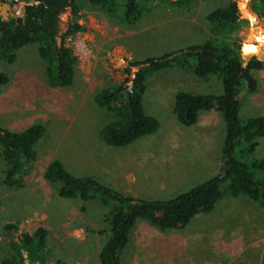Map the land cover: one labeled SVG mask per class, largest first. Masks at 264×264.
I'll list each match as a JSON object with an SVG mask.
<instances>
[{
	"label": "rangeland",
	"instance_id": "374dc122",
	"mask_svg": "<svg viewBox=\"0 0 264 264\" xmlns=\"http://www.w3.org/2000/svg\"><path fill=\"white\" fill-rule=\"evenodd\" d=\"M229 1L200 0L188 5L182 0V6L170 10L173 14L168 26L172 29L168 27L165 31L167 41L160 38L158 29L149 27L162 21L155 14L157 9L146 12L138 23L128 26L96 8L85 6L78 21L81 31L72 40L67 39L78 57L74 82L67 88L51 87L47 82L46 63L34 45L19 49L11 64L0 61V70L9 77L8 83L0 90V126L11 132H22L34 124L45 128V135L36 147L37 160L27 185L22 189H9L0 184V262L12 254L11 242L18 243L23 233L33 234L37 229H43L47 231L45 264H99L98 255L106 237L97 232L106 229L104 217L114 203L89 202L83 212L78 202L58 198L54 186L43 176L45 168L53 160L61 161L74 175L92 176L106 187L143 200L173 198L217 175L219 163L222 170L226 130L221 115L210 120L202 118L199 126L187 127L185 134L178 136L181 153L176 161L172 165L160 162L163 155L170 158L168 149L170 153L172 131L177 126L172 114L174 101L170 87L181 91L193 90L197 92L193 94L198 95H220L222 83L215 76L198 85H187L181 78L188 76L175 70L179 69L175 66L173 70L153 72L146 77L145 83L150 84V90L144 97L143 107L146 114L158 121L159 128L124 147L109 148L99 139V130L111 121L112 115L97 106L95 96L102 89L119 82L128 85L138 69L133 67L129 76L123 73L131 62L158 58L168 51L178 52L187 42L203 36L198 27L179 22L175 13L182 11L189 18L194 10L200 8L199 22L207 23L211 29L215 23L208 21L207 15L224 8ZM245 6L247 14L254 15L255 19L252 22L245 18V25L235 35L240 42L241 61L245 66L251 58H244L241 51L244 45L259 46L255 58L264 63V42L256 40L259 30L264 37V20L252 10V0H247ZM0 16L4 20L10 16L6 7L1 5ZM70 20L68 10L60 18L62 32L67 30ZM55 69L52 70L53 75ZM256 75L257 80H262L258 82L256 91L242 89L239 111L242 122L264 117V77L258 72ZM207 135L209 140L203 141ZM148 151H152L150 156ZM132 154L140 156L132 161ZM125 158H129L127 162ZM251 158L264 159V137L258 140ZM120 161L124 164L119 165ZM201 163L202 168L199 166ZM133 174L136 177L134 181ZM1 180L0 173V183ZM217 207L222 211L216 209L212 214H200L186 226L188 232L197 233L204 248L194 244V249L188 251L185 259L204 264H262L264 210L244 196L224 197ZM223 210L229 231L217 238L212 228L222 221ZM9 224L17 229L6 230L5 226ZM142 227L138 226L132 232L123 264H158L156 253L159 252L156 249L160 237L148 234L139 242V232L144 230ZM216 252L220 256L225 255L226 260L223 261L224 257L218 259Z\"/></svg>",
	"mask_w": 264,
	"mask_h": 264
},
{
	"label": "trees",
	"instance_id": "16d2710c",
	"mask_svg": "<svg viewBox=\"0 0 264 264\" xmlns=\"http://www.w3.org/2000/svg\"><path fill=\"white\" fill-rule=\"evenodd\" d=\"M200 0H183L186 4ZM151 2L152 5H151ZM182 0H0L10 14L7 20L0 16V61L11 64L16 52L29 45L37 48L46 63L47 80L51 87L67 88L74 82L78 60L67 39L81 31L78 21L85 6L98 9L107 17L128 26L138 22L153 7H178ZM151 6V8L149 7ZM246 9V6L244 7ZM70 10L71 20L67 30L61 31L60 18ZM252 10L264 20V0H252ZM254 22V15H251ZM208 21L211 37L200 45L178 52L166 53L158 58L133 61L122 72L131 75L138 68L132 85L116 84L102 89L95 96L101 109L112 119L99 130L101 141L111 147H124L151 135L159 128L158 121L146 114L142 97L145 79L153 72L175 66L189 68L195 77L205 79L215 76L221 80L220 95H198L179 92L175 96L173 113L183 127L193 126L201 111H217L225 123L222 148V170L186 192L167 200H143L104 186L92 176H77L69 172L59 160L51 161L44 170V179L56 195L64 200L76 201L85 211L89 202L103 205L113 202V208L104 221L105 230L97 233L106 237L101 248L99 264H122V254L130 241L135 224L142 220L159 231L185 228L199 214L210 213L224 197L244 196L258 203L264 210V159L251 158L264 137V117L239 119L243 92H255L257 72L264 64L255 57L245 66L240 58V42L234 37L246 20L241 18L236 0H230L224 8L211 12ZM221 31L220 33H217ZM259 30L256 38L264 42ZM248 50L253 47L248 46ZM264 56V54H263ZM55 69V75L52 70ZM9 81L0 70V90ZM45 135V128L34 124L22 132H11L0 126L1 185L9 189H22L30 179L37 160L36 147ZM245 157L249 158L247 161ZM6 230H16L6 225ZM47 231L37 229L33 234L23 233L18 243H10L12 254L0 264H45ZM264 264V259L262 261Z\"/></svg>",
	"mask_w": 264,
	"mask_h": 264
},
{
	"label": "crops",
	"instance_id": "0c3cea01",
	"mask_svg": "<svg viewBox=\"0 0 264 264\" xmlns=\"http://www.w3.org/2000/svg\"><path fill=\"white\" fill-rule=\"evenodd\" d=\"M197 2L198 1L193 2V4H196ZM152 3L153 2H151V5H152ZM149 7L151 8V6H149ZM152 9H157V12L158 13H155V14H158L159 15V18L158 19L159 20H162V21L161 22H157V23H152L149 27L158 29V33L160 35V38H162L164 41H167L168 40L166 38L167 33L165 31H166V29L168 27H169L170 30L172 29V27L168 26V24H171L170 23L171 22V14H173L170 11L171 8L164 7V6H160V7H153ZM151 10L149 12H151ZM208 15H207V17H208ZM199 16H200V8H198V10H194L193 13H192V15H191V17H189V18H187L186 16H184V13H182V11L175 13V17H177V20L179 22H188V23H191L193 25V27L194 26L198 27V31H201L203 33V36L197 37L193 41L187 42L185 44V46L183 47V50L188 49L189 47L194 46V45H200V44L204 43L206 40H208L212 36L211 35L210 28H208L209 25L207 23L203 22V21L202 22H199V21H201V20H199ZM138 22H136V23H138ZM157 38H159V36H157ZM167 53H172V52H169L168 51ZM174 68L175 67H172V68L165 69V70H161V71L162 72H167L169 70H173ZM176 68H179V69H175V70H179V73H184V74H186L188 76L187 78L186 77L181 78L182 81L187 82V85H188V83H191L193 85H198V84H200L199 82H207L212 77V76H208L205 79H199V78L195 77V75L193 74L192 70H190L189 68H184V67H176ZM161 71H158V72H161ZM258 74H260L262 77H264L263 76L264 75V67L261 70L258 71ZM133 79H131V81L129 82L128 86H131L132 85ZM261 81L262 80H260V79L258 80V82H261ZM47 82H48V80H47ZM120 83H123V82H119L118 84H120ZM149 86H150V84L147 85L145 83V91H144V94H143V97H142V100H143L142 102L143 103H144V97L147 96L146 94L150 90L149 89ZM170 88H171V93L170 92L169 93L171 94V97H172L173 101H175V96L179 92H188V93H192V94L193 93H197L196 91H193V90H190V91H188V90L181 91V90H178L179 88H173V87H170ZM173 108H174V104H173ZM172 114L174 115L173 109H172ZM220 115L221 114L219 112H217V111H201L199 113V115H198L197 122L193 126H195V125L196 126H199L202 118L204 120L205 119L210 120V119H213L214 117H217V116H220ZM174 117H175L177 126L172 131V136H171L172 144H171V147H170V145H168V148L170 147V149H171L170 153H169V149H168V154H169V157L170 158H168V157H166V156L163 155V160H160L161 164L164 163L165 165L167 163H170V165H172V163H174L176 161V158L178 157V155H180L181 151H179L180 144L178 142L179 141L178 136L185 134L184 133L185 132L184 130L187 129V127H184L183 128V126L181 124H179V122H178V120H177V118H176L175 115H174ZM209 137H210L209 135L204 136L203 141L209 140ZM105 146H107L109 148H113V147L108 146V145H105ZM151 154H152V151H148V154L147 155L150 156ZM137 156H140V155H138V154H132L131 155L132 161H133V158L134 157H137ZM125 159H126V162H127L129 158H125ZM215 162L216 163L218 162V158H216V161ZM123 164H124V161H120L119 165H123ZM218 165H219V167L216 168V174H218L221 171L220 163ZM199 166H200V168H202L203 163L199 164ZM135 179H136V177L133 174L132 175V180L134 181ZM217 208L218 207H217V204H216L215 207H214V209L210 213H207V214H212V213L216 212L219 209V208L218 209ZM220 210L222 211V209H220ZM220 210H218V211H220ZM224 212L225 211L223 210L222 213L224 215H222V218H223V219H221L222 221H219L220 223L222 222V224H220L218 222V224L215 227L212 228V231H213V233H215L217 235V238L220 237L219 234L225 235L229 231V229H226V227H227L226 224L227 223H226V219L225 218H226L227 215H225ZM207 214H205V215H207ZM197 216H200V214L197 215ZM197 216H195L193 219H195ZM138 226H141V227L143 226L144 227V230H142V231L139 232L140 233L139 237H141V240H139V242L143 241V239L148 234L150 236H152V235H156L157 237L159 236L160 239H161V240L160 239L157 240V242H159V247L156 249V251L158 250L159 253H156V257L158 258L156 260V263H158V264H204V263H199L198 261H196V262H190V261H188L187 257L185 259V256L188 253V251H192L194 249V247H193L194 244L195 245H198V246H200L202 248H204V243H201V239H199L196 236L197 233H195V235H194L192 233L193 231L192 232H188L187 230L189 228H186L185 227L186 229L183 228V229H177V230L159 231L158 229H156L155 227H153L149 223L140 220L133 227V229L131 231V234H130V239H131L132 232ZM159 234H161V235H159ZM225 238H226V236H225ZM129 244H130V241H129ZM129 244L127 245V247L123 251V254H122V264H123L124 252L128 248ZM157 245H158V243H157ZM243 249H245V248H243ZM215 254L218 257V259H221V258L224 257L223 258V261L226 260V256L225 255L220 256L218 252H216ZM76 264H79V263L76 262Z\"/></svg>",
	"mask_w": 264,
	"mask_h": 264
},
{
	"label": "water",
	"instance_id": "95a60500",
	"mask_svg": "<svg viewBox=\"0 0 264 264\" xmlns=\"http://www.w3.org/2000/svg\"><path fill=\"white\" fill-rule=\"evenodd\" d=\"M246 1L247 0H240L237 3V8H238V11H240L241 18H243V19L248 18L251 21V18H252V17H250L251 15H248L246 9L244 8L245 5H246ZM247 47H248L247 45H244L242 47V50H241L244 58L245 59H248L246 57H249V56L250 57H257V53L259 52L260 47L259 46L253 47V50L252 51L248 50L249 48H247Z\"/></svg>",
	"mask_w": 264,
	"mask_h": 264
},
{
	"label": "built area",
	"instance_id": "2783aa9c",
	"mask_svg": "<svg viewBox=\"0 0 264 264\" xmlns=\"http://www.w3.org/2000/svg\"><path fill=\"white\" fill-rule=\"evenodd\" d=\"M73 39V38H72ZM72 39H69V40H72ZM69 45V44H68ZM73 49V48H72ZM74 51V50H73ZM74 55L76 56V54L74 53ZM76 58H77V60H78V57L76 56ZM24 264H31V263H29L28 261H25V263Z\"/></svg>",
	"mask_w": 264,
	"mask_h": 264
}]
</instances>
